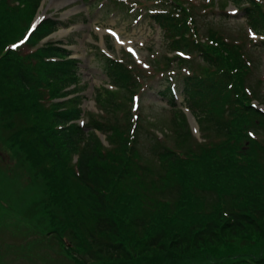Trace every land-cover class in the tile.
<instances>
[{"label": "rangeland", "instance_id": "rangeland-1", "mask_svg": "<svg viewBox=\"0 0 264 264\" xmlns=\"http://www.w3.org/2000/svg\"><path fill=\"white\" fill-rule=\"evenodd\" d=\"M7 1L12 6L13 0ZM256 1L264 9V0ZM239 7L230 0H68L61 5L42 0L36 14L40 10L43 15L37 21L41 20L40 24L52 18L58 25L47 38L38 44L25 41L17 47L6 48L5 40L0 36V46H3L0 49V264H80L77 258L79 241L75 238L77 229L67 223L72 219L69 200L64 194L69 181L66 171L75 164L76 154L64 149L62 134L66 137L69 129H61L57 123L55 128L59 129L61 143L59 155L37 149L35 137L43 135V130L38 128L42 120L35 114L41 110L42 99L46 106L68 98L71 99L69 105L80 102L82 112L77 122L83 123L91 114L95 117L99 112L93 100L96 90L104 87L112 91L114 99L121 102L123 111L129 109L132 117L137 119L138 138L144 147L141 148L142 158L156 168L158 160L152 158L148 150H157L163 145L176 146L179 137L174 127V112L181 110L185 116L186 111L192 114L193 107L184 103L180 92V75L192 69L205 76L218 71L217 67L202 61L197 50L217 56L221 61L223 57L235 56L234 52L237 56L242 53L250 65V72L244 80L248 95L245 97L235 83L233 98L246 109L252 105L264 110V47L260 43L264 37L253 33L246 22L247 17L237 11ZM152 15L162 18L166 26L183 31L181 34L166 31ZM7 24L6 16H0V30L8 28ZM59 30L65 31L64 34L54 36ZM42 45L62 47L69 54L66 58L78 60L72 74L69 70L72 67H67L74 82L52 92L41 87L34 97L35 102L27 89L23 92L24 97L8 96V89L14 85L11 81H4V73H10L16 56L27 54L38 60L40 57L35 49ZM98 51H103L128 70L126 78L130 87L118 88L109 82L108 70L103 68L100 59H96L95 52ZM55 54V61L64 59L61 54ZM221 64L219 71L224 72L223 76H231V82L236 81L238 73L226 67L223 61ZM112 76L119 77L117 74ZM171 81L177 82L173 87L175 107L168 105L158 90L159 86ZM248 114L240 112L232 121L238 129L233 137L238 139L235 146L243 153L251 152L248 141L251 136L264 141V122L257 123ZM186 120L197 141L205 136L215 143L220 137L214 136L211 130L208 133L206 128L199 130L197 121L194 131L187 117ZM97 136L101 145L107 147L105 135L98 131ZM186 149L183 146L179 151ZM262 171L258 183L241 184L242 188L238 182L225 177L227 187L218 185L217 191L206 199L207 206L216 204L219 196L226 206L236 200L245 209V216L250 219L248 223L238 217L241 224L230 226L232 219L226 214L228 208L205 214L203 218L196 217L199 222L214 224L213 239L204 238L199 244L192 242L194 245L185 255L167 247L166 253L159 252V258H163L165 264H183L195 256L209 257L213 248L221 255H230L236 254L252 239L264 241V222L260 223L254 215H259L257 210H264V168ZM200 174L213 175L210 170L203 169L194 176ZM238 187L248 191L240 195L236 191ZM175 224L177 232L173 241L176 242L183 232L180 230L182 226ZM240 233L244 235L239 236ZM126 245L134 247L130 239ZM169 252L174 253L168 255ZM197 252L199 255L194 254ZM188 254L191 256L186 257ZM228 259H234L233 255Z\"/></svg>", "mask_w": 264, "mask_h": 264}, {"label": "trees", "instance_id": "trees-1", "mask_svg": "<svg viewBox=\"0 0 264 264\" xmlns=\"http://www.w3.org/2000/svg\"><path fill=\"white\" fill-rule=\"evenodd\" d=\"M230 1L240 5L237 9L247 17L246 22L252 31L264 37V9L257 1ZM9 3L0 0V16L5 15L9 24L8 28L0 30L6 48L24 38L41 0H13L12 6ZM152 18L168 32L181 34L183 31L166 26L162 18L156 15H152ZM57 27V22L47 18L31 32L26 41L38 44ZM260 43L264 47V40ZM35 50L40 57L38 60L35 61L34 57L27 54L16 56L10 73L3 74V78L6 77L4 81H11V85H14L8 89V96L24 97L23 92L28 90L35 102L34 97L41 87L44 91L52 92L64 84L74 82L67 67H72L69 69L72 74L78 60L66 58L68 52L65 49L42 45ZM197 51L202 61L217 67L218 71H214L212 76H205L192 69L180 75V92L185 104L193 107L191 111L199 130L206 128L208 133L211 130L214 136L220 137L215 143L205 136L197 141L186 125L185 114L175 110L174 127L179 137L176 146L163 145L157 150H148L152 158L158 160L157 168L142 158L141 148L144 147L138 138L137 119L132 117L129 109L123 111L121 102H117L112 91L107 88L99 87L96 90L93 100L99 112L95 117L91 114L82 124L77 122L82 112L80 102L69 105L71 99L68 98L46 106L42 99L39 106L41 110L35 114L42 120L39 127L36 126L43 130V135L35 137L37 149L59 155L61 143L59 129L55 128L57 123L59 128L69 129L66 137L62 134L64 149L76 154L75 164L66 171L69 181L64 194L65 199L69 200L72 219L67 223L75 225L77 229L75 238L79 241L80 252L77 258L80 264H165L166 261L159 257L160 253L167 252V247L185 255L193 243L199 244L204 238L211 240L215 236L212 230L214 224L199 222L196 217L203 218L205 214L228 208L226 214L232 219L230 226L241 224L238 217L246 219L247 223L250 220L236 200L228 207L219 196L216 204H206V199L217 191L218 185L227 187L224 185L225 177L241 186L258 183L263 175L264 141L255 135L251 136L248 139L252 146L251 152L243 153L235 146L238 139L233 138L238 129L232 121L240 112H249L248 115L257 123L264 122L262 112L252 105L246 109L233 98L235 83L245 97L248 95L244 80L250 72L249 60L242 53L237 56L236 52L235 56L222 58L226 67L238 73L236 81L231 82V76H223L224 72L219 71L223 64L217 56H211L203 50ZM55 53L61 54L64 59L55 61ZM95 53L96 59H100L103 68L108 70L109 82L118 88L130 87L126 78L129 76L128 70L122 64L101 51ZM58 81L61 84L55 85ZM174 83L177 82L171 81L158 87L159 94L172 107L176 106ZM98 131L105 135L107 147L101 145ZM183 146L187 149L179 151ZM203 169L210 170L213 175L194 176ZM241 188H236L240 195L248 191L247 188ZM256 212L259 215H254L260 219V223L264 222V210ZM189 220L194 222L190 223ZM176 222L182 226L180 230L183 233L177 236L175 242ZM238 235L243 236L244 233ZM127 239H130L134 247L126 245ZM151 249L160 253H152ZM239 249L236 254H230L234 259H228V253L221 255L218 249L213 248L209 257L194 255L195 258H188L183 264H264V241L252 239ZM173 253L169 252L168 255Z\"/></svg>", "mask_w": 264, "mask_h": 264}, {"label": "bare ground", "instance_id": "bare-ground-1", "mask_svg": "<svg viewBox=\"0 0 264 264\" xmlns=\"http://www.w3.org/2000/svg\"><path fill=\"white\" fill-rule=\"evenodd\" d=\"M58 1V2H57ZM68 0H50L51 3H54L57 4V5H61V4H64V2H67ZM43 15V13L39 10L38 13L36 14L35 16V20H38L41 16ZM65 31L63 30H59V31H56L53 35L54 36H61L64 34ZM189 113V112H188ZM189 116L191 119H193L194 117L189 113ZM194 119L192 120V123L193 125L195 124V122H193Z\"/></svg>", "mask_w": 264, "mask_h": 264}, {"label": "snow or ice", "instance_id": "snow-or-ice-1", "mask_svg": "<svg viewBox=\"0 0 264 264\" xmlns=\"http://www.w3.org/2000/svg\"><path fill=\"white\" fill-rule=\"evenodd\" d=\"M24 41H21V43H23ZM18 45H13V47H17Z\"/></svg>", "mask_w": 264, "mask_h": 264}, {"label": "water", "instance_id": "water-1", "mask_svg": "<svg viewBox=\"0 0 264 264\" xmlns=\"http://www.w3.org/2000/svg\"><path fill=\"white\" fill-rule=\"evenodd\" d=\"M261 109V108H260ZM264 112V111H263ZM189 119V118H188Z\"/></svg>", "mask_w": 264, "mask_h": 264}]
</instances>
